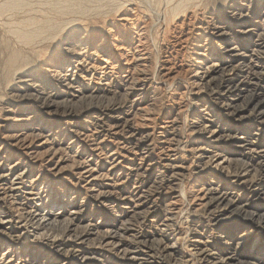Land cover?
Segmentation results:
<instances>
[{
    "label": "bare ground",
    "instance_id": "1",
    "mask_svg": "<svg viewBox=\"0 0 264 264\" xmlns=\"http://www.w3.org/2000/svg\"><path fill=\"white\" fill-rule=\"evenodd\" d=\"M168 1L172 11L209 10L197 27L204 35H196L209 47L197 52L188 80L195 104L205 106L193 114L188 143L176 139L177 118H165L149 131L157 91L153 52L132 3L60 25L32 17L11 28L18 46L5 44L7 57L1 60V81L8 87L0 94V264H73L81 255L85 264H96L89 253L103 259L97 264L126 262L134 254L140 257L132 264H187L179 257L183 238L177 223L186 195L164 204L159 192L161 183L166 195L182 190L191 166L180 147L198 157L196 181H210L189 197L194 215L187 222L202 226L206 220L223 234L214 248L208 244L211 234L195 237L199 262L234 264L253 239L247 260L238 264H264V151L257 161L254 149L246 153L249 161L233 159L253 145L242 124L249 108L264 125V0ZM211 107L243 136L213 129L206 117ZM159 165L165 175L159 176ZM217 173L233 175L234 185L215 187V180L224 181ZM237 188L250 194L245 203ZM234 215L243 216L241 224H230ZM96 216L102 220L95 222ZM13 223L22 227L4 232L2 225ZM138 225L145 229L137 231ZM25 227L62 240L46 249L36 241L26 245L19 234Z\"/></svg>",
    "mask_w": 264,
    "mask_h": 264
},
{
    "label": "rangeland",
    "instance_id": "2",
    "mask_svg": "<svg viewBox=\"0 0 264 264\" xmlns=\"http://www.w3.org/2000/svg\"><path fill=\"white\" fill-rule=\"evenodd\" d=\"M179 1L180 0H178L175 4L177 5ZM127 3H132V8H136L139 10L142 22L146 25L145 27H147L150 47L153 52V60L150 67V72L151 74L156 76L155 79L157 84V91L154 110L155 122H152L153 124L151 125L152 127H150L149 131L152 132V128L158 126L162 120H165V118H177L178 124L176 125V139L181 141L182 143H188V141L192 139L190 129L191 123L193 121V114L202 108L200 106H205L204 102H199V105L195 104V102L197 103V101H194V97L190 92L192 91V89L189 87L188 80L192 75L189 71L191 65L193 64L192 62L197 59L196 54L205 51L207 47H209V41L205 42V37L201 39L198 38L199 40L196 38L198 37L196 36L198 33H202L200 29H197V27L200 26L202 20H208L209 10H200L196 13L194 9H189L186 13H184L185 10L182 8L180 10L172 11V5L168 0H0V94L6 93L8 87L1 81L4 67L2 61H4L7 57V51L4 45L10 44V46L12 47L18 46V43L15 41V34H13L11 30L12 27H17L20 22H23L32 17L35 18L38 23L51 22L54 25H60L74 18H88L90 17L88 15V12L98 13L110 8L112 11L115 6L118 5L119 7H121L123 5L125 6ZM181 10L182 14H180L177 18L186 15L187 18H185L184 20L183 18H181V20L177 21V18L174 19L172 14L178 13ZM166 19H168V21ZM102 21L106 23L105 26L107 29H109L110 23H108V20L106 19ZM107 29H105V32H108ZM112 33L114 34V31ZM202 34L204 35V33ZM195 39H197L198 41L195 42ZM204 44H206L207 46L206 49L203 48V46H205ZM207 54L208 56L211 55L209 51L207 52ZM156 63L159 65H156ZM171 84H173L172 87H170ZM202 96L205 101L208 99L206 95ZM177 103L179 104L177 105ZM254 104L256 105L257 103L254 102ZM209 105L210 104H208V106ZM252 107H254V105ZM179 108H181L182 110L180 111ZM209 114L210 115L206 117L213 122V129L221 131V133H224L226 136L227 134L229 135L230 132L231 135L236 134V132L231 128L232 125H229V123L226 122L227 118L221 117L220 114H217V111H215V107L210 108ZM257 122L258 119L256 116H254L252 108H249L247 112V119H245L242 124L248 129L249 138L252 141L253 145L250 144L249 146H247V149L244 150L245 156L235 155L233 156V159H242L249 161L246 159V153L248 154L250 149H254L256 151V154H253V158L256 161L258 158V153L263 154L262 151H264V125H260ZM208 136L209 133L203 134L202 140H206ZM236 136L237 138H239L243 135L242 133H238L236 134ZM230 142L231 139H229L228 142L225 143V147L229 148V146L232 145V143ZM154 149L155 152H160L157 145L156 147L154 146ZM178 150L181 156H183V160L187 162V166H191V168L187 170V172H185V177L183 178L182 183H180L181 185L179 187L182 190L180 189L181 191H179V193H175L174 195H166L167 193L166 191H164V183H161L162 189L159 192H161L163 198L166 199L164 204L170 203L171 199L173 198L172 196H177L180 193L181 194L179 196H181V198L182 196L184 198L185 195L186 197L189 195L187 197L188 200H186V197L185 199L182 198L184 203L181 207V213L177 216V223L180 226V233H182L180 236L183 238L179 247L181 251L179 257H185V259L188 261L187 264H202V262H199L200 260H198L200 258L195 255L196 252L194 251V247L192 246L194 244V241L196 240L195 237L200 236L199 234L201 233H207V235L211 234L214 239H210L208 244L214 248L213 243L217 242L220 239V236L223 234L222 231L217 230V228H215L214 226H209L206 220L204 225L202 226L196 224V221L198 220H195V224L187 222V220H190L192 215H194V207L191 205L189 197L196 194V192H198L203 185L207 187L210 181L207 179V181H196L197 178H200V176L196 175L197 171L195 170L197 166L196 164H198L199 161L197 159L198 157H194V155L188 153L186 149L182 151L181 147ZM212 151L217 150L212 149ZM159 167L160 169L157 170L159 171V176L161 174L165 175L164 169L160 165ZM231 168L232 169L230 170V172H233L235 169V164H233ZM157 171H155L154 175L151 178L149 177L151 183L155 178H157ZM116 174L118 175L119 172H117ZM217 175L220 176L221 179H223L225 182L221 180H215V187L219 184V186H221L222 188L224 183H226L227 185L229 184V186H233L234 184H232V182L236 181L233 175L222 176L218 173ZM251 175L252 174L248 176V179L251 178ZM205 177L209 178L208 175H205ZM147 183L148 179L145 180V184ZM127 187V191L129 192L130 190H132L133 184L130 183ZM189 191H191L192 193ZM234 193L237 195L240 194V197L238 199L241 200V203H245L248 196L250 195L249 193H243V189L241 188H237L236 190H234ZM150 199L154 200L155 198L151 197ZM80 200L81 198L79 199V201ZM248 211L255 214L262 212L257 210L256 208H249ZM226 215H230V213ZM240 218H243V216L240 217L238 215H234L233 218L229 220L230 224H241L242 222H237L240 221ZM162 219L163 216H160V220ZM94 220L95 222H98L102 219H100V216H96ZM2 226H4V232L6 233H11L13 232L12 230L20 229L22 227V225H16V223L12 227L9 224ZM222 226V224L217 225V227ZM144 229V225H138L136 228L137 231H143ZM249 230V228L246 229V231ZM240 232L243 233V231ZM19 234L22 236L23 242L26 245L27 241H36L38 247H42L45 249L49 246L48 244L51 241L62 240V238L53 236L52 234L40 235L39 233L34 232L28 227H25V230L19 231ZM175 236L177 238V233L175 234ZM236 243L239 242L236 240ZM253 244L254 240L252 239L250 243L246 244L241 249V251H243L245 255H243L242 253V255L239 256V261L247 260L246 254L251 251ZM214 253L215 254L212 255V258H214V260L216 261L218 260L219 256L216 251ZM83 256L84 255L79 256L72 263L85 264L86 260L84 259L85 256ZM139 257H137L135 254L129 255L126 262L119 260L117 264H132L131 261H137ZM89 258L93 263L96 264L101 263L103 260L96 253H89ZM110 260L114 262L115 257H111ZM239 261H235L233 263L238 264Z\"/></svg>",
    "mask_w": 264,
    "mask_h": 264
}]
</instances>
